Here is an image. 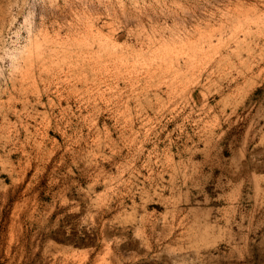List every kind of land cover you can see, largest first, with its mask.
Here are the masks:
<instances>
[{
	"label": "rangeland",
	"instance_id": "obj_1",
	"mask_svg": "<svg viewBox=\"0 0 264 264\" xmlns=\"http://www.w3.org/2000/svg\"><path fill=\"white\" fill-rule=\"evenodd\" d=\"M0 264H264V0H0Z\"/></svg>",
	"mask_w": 264,
	"mask_h": 264
}]
</instances>
